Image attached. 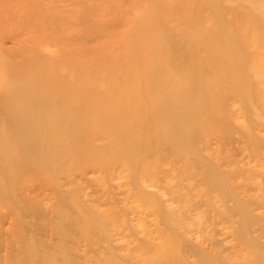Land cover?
<instances>
[{"label": "bare ground", "instance_id": "obj_1", "mask_svg": "<svg viewBox=\"0 0 264 264\" xmlns=\"http://www.w3.org/2000/svg\"><path fill=\"white\" fill-rule=\"evenodd\" d=\"M151 2L157 10H151V19L145 21V36L131 34L134 42L143 41L151 47L138 54L133 52L127 56L128 60L107 64L126 73L137 67L130 62L134 55L142 62L151 59L144 67L146 76L140 81L138 77L122 80L113 68L109 69L114 71L115 81L111 84L122 90L120 94L110 92L109 95L93 82H82L84 68L79 65L75 66L74 80L50 77L52 69L35 66L37 60L21 63L23 68L14 72L13 87L1 95L0 206L9 203L28 216L34 209L30 204L38 195L28 188L14 190L15 175L10 165L16 168L69 165L70 171L73 167L70 154L77 157L78 165L100 166L105 179H114L121 173L118 168L121 169L128 183L135 187L136 196L156 203L153 206L158 220L170 219L165 227V241H170L168 233L183 236L189 231L186 219L191 215L187 212L197 207L186 212L178 206L187 200L189 203L198 192V185L208 195L218 188L224 190L225 196H232L230 190L221 186L223 178L218 177L219 167H213L200 152L214 153L215 150L212 151L208 141H198L195 128L204 123L205 128L214 132V138L223 141L224 136H217L220 131L227 134L224 139L228 137L231 144L238 142L233 134H245L249 139L244 148L252 142L264 151V146H260L264 144L262 135L249 129H257L261 123L252 122L250 107L255 102L248 96L251 81H254L257 100L262 98L255 105L264 110V89L260 87L263 81L259 80L261 73H257L260 70L257 54L264 51V44L252 38L253 33L257 34L261 12L243 0ZM154 14L158 15L157 19ZM253 74H256L255 80ZM229 114L235 119L241 115L248 124L237 125ZM85 152L94 159L83 160ZM259 155L264 152L260 151ZM155 165L165 167L157 169ZM73 174H65L71 183H75ZM256 174L260 183L252 184L248 180L244 191L252 196V190H256L264 197V171L258 170ZM151 188L156 190L150 191ZM62 190L59 196L68 198V193H61ZM164 198L169 205L164 203ZM254 208H261L259 202L252 205V210ZM239 212L245 216L250 214L247 208ZM226 220L229 225L233 224L234 215L228 212ZM238 222L242 223L241 218ZM69 224L78 231L75 220H69ZM26 225L31 227L27 222ZM179 240L193 248L192 252L200 253L190 241ZM263 258L264 254L256 262L264 264ZM179 262L190 264L186 257H180ZM0 264L35 263L1 259Z\"/></svg>", "mask_w": 264, "mask_h": 264}, {"label": "rangeland", "instance_id": "obj_2", "mask_svg": "<svg viewBox=\"0 0 264 264\" xmlns=\"http://www.w3.org/2000/svg\"><path fill=\"white\" fill-rule=\"evenodd\" d=\"M243 2L261 12L260 22H256L257 34L252 32V38L264 44V0ZM153 9L156 6L151 0H0V106L2 93L14 85V72L23 68L21 63L33 60H37V67L52 69L50 77L54 79H76L75 66L79 65L84 68L82 82H93L109 95L120 94L122 90L111 84L115 81L114 71L109 69L113 67L107 64L128 60L133 52L138 54L151 47L143 41L134 42L131 34L145 36V21L151 19ZM257 55V73H261L260 87L264 89V51ZM130 62L137 67L123 73L116 66V76L122 80L138 77L140 81L146 76L144 67L151 59L142 62L134 55ZM252 76L255 80L256 74ZM250 85L251 101H261L262 98L257 100L254 81ZM255 103L250 107L252 122L261 125L249 129L261 134L264 143V110ZM228 110L232 111L230 107ZM229 116L235 119L234 115ZM235 120L242 127L248 124L241 115ZM204 125L195 128L198 141H208L215 151L200 152L213 167H219L221 186L230 190L232 196H225L224 190L218 188L208 195L198 185V192L189 203L187 200L178 206L186 212L197 207L187 212L191 215L186 219L187 234L168 233L170 241H165V227L170 219L158 220L153 206L156 203L136 196L135 187L121 169L114 179H105L100 166L78 165L77 157L70 154V171L69 165H10L15 175L14 190L28 188L38 195L30 204L34 209L28 216L9 203L0 206V260L35 264H183L179 258L186 257L190 264H260L256 260L264 254V197L256 190H252V196L246 194L244 183H260L256 172L264 171V155H259L264 151L252 142L244 148L249 139L245 134H233L238 142L231 144L228 137L224 139L227 134L218 131V137L224 136L221 142ZM87 152L82 155L83 160L94 159ZM161 167L165 165H155L157 169ZM69 172L74 173L75 183L65 178ZM60 190L68 193V198L59 196ZM166 199L164 203L169 205ZM256 201L261 208L252 210ZM245 208L250 212L247 216L239 212ZM228 212L234 215L231 225L226 220ZM71 219L77 222L78 231L70 226ZM179 238L190 241L200 253L192 252L193 248L183 245Z\"/></svg>", "mask_w": 264, "mask_h": 264}]
</instances>
